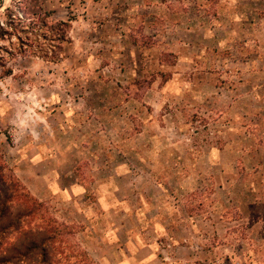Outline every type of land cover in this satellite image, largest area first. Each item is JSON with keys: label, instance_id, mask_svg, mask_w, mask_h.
<instances>
[{"label": "rangeland", "instance_id": "rangeland-1", "mask_svg": "<svg viewBox=\"0 0 264 264\" xmlns=\"http://www.w3.org/2000/svg\"><path fill=\"white\" fill-rule=\"evenodd\" d=\"M0 7L9 33L0 38V159L10 170L0 192L9 194L13 218L43 204L71 228L53 251L61 263L90 264L84 252L94 264H122L132 252L131 208L175 207L148 213L152 226L169 219L152 231L167 253L189 255L188 264H264V0H0ZM40 18L70 20L71 43L58 61L40 57L49 40L21 32L19 19ZM121 142L127 146L118 149ZM108 157L116 162L103 173ZM74 167L80 183L98 173L110 181L102 207L118 208L102 228L82 223L83 190L67 192ZM58 191L57 201L46 200ZM25 214V230L47 227L43 214ZM171 242L194 250L173 251ZM196 248L218 255L201 261Z\"/></svg>", "mask_w": 264, "mask_h": 264}, {"label": "trees", "instance_id": "trees-1", "mask_svg": "<svg viewBox=\"0 0 264 264\" xmlns=\"http://www.w3.org/2000/svg\"><path fill=\"white\" fill-rule=\"evenodd\" d=\"M19 21L22 24V33L33 35L38 32V36L50 41L49 49H45L40 57L48 61H58L63 57L64 45L71 43L69 36L70 20L52 23L48 19L40 18L37 21H30L28 24L20 19ZM0 31V38L4 39L9 35L8 31L2 26H0ZM29 46V44H26L23 47L24 49L21 48L22 53L26 52L25 48ZM1 66L4 67V65ZM11 74L10 70L6 71V75ZM133 98L138 99L137 96H133ZM8 171L10 170L0 159L1 179L6 177ZM4 181L3 185L7 186V190L13 187L10 180L4 179ZM40 205L39 207H23L13 218L14 207H11L10 196L8 193L0 192V264H66L61 263L55 257L53 251L60 237L72 233L71 228L65 225L61 227L57 220L47 216L49 215V207H45L43 204ZM35 213L48 217L47 227L42 231H36L39 233H33L37 235L25 230L23 222L20 220L24 214L31 216ZM83 255L90 264H94L86 253L83 252Z\"/></svg>", "mask_w": 264, "mask_h": 264}, {"label": "crops", "instance_id": "crops-1", "mask_svg": "<svg viewBox=\"0 0 264 264\" xmlns=\"http://www.w3.org/2000/svg\"><path fill=\"white\" fill-rule=\"evenodd\" d=\"M129 103V102H128ZM130 114V113H129ZM127 145L124 142L118 143L117 144V148L118 149H123L125 148ZM121 152L124 153V151L121 150ZM113 157V156H111ZM111 157H108V163L105 164L103 169H99V171H102L103 173L107 172L108 170H111L110 168H112V164L115 162H112L113 160H111ZM115 160V159H114ZM122 166H117L116 169L114 167V173L117 174L119 172V169ZM112 172V171H111ZM79 172L76 171L75 167L70 171V175L72 178H75L76 182L73 183V186L71 188V192L67 191L69 193H75L76 190L80 189L83 190V193L85 194V197L82 201V205L83 207L81 208L82 210V216H83V220L82 223L85 224V227L88 228V224L91 223V225H93L94 227H99L102 228L103 223L108 221V218L112 219V214H115L116 212V208L118 207H111L113 205V202L108 205L110 207H102L103 204H105L106 202H108V200L104 197H107V195H103V191L102 189L105 188V186L110 183V181H108V179H102L101 175L102 173H98L96 177H91L94 178L95 181H91L88 185H87V180L84 178L82 180L81 178V183H80V179H79ZM60 176V175H57ZM81 177V176H80ZM83 177V176H82ZM90 178V177H89ZM121 178V176H120ZM85 186H88L87 188ZM57 187H60V184H57ZM86 189V190H85ZM74 190V191H72ZM60 192H63L62 190H60ZM86 195L92 196L93 200L91 202V204L87 203V199H86ZM39 199L44 200L45 201V197H40L38 195H36ZM61 194L58 192H51L48 196H46V200L48 202H52L53 200H58V197H60ZM110 200V199H109ZM111 201V200H110ZM50 202V203H51ZM150 204L152 205V201L150 202ZM172 210H175V207H133V209L131 208L132 214V220H133V225L132 227L135 229V232H133L130 237H128V243L127 245H130V254L127 255L124 260H121L122 264H188V262L192 261V257H190L189 255H187L186 257L184 256V254H180L179 256L173 255L174 252L171 253H167L168 250L165 248V246H161L159 244V237H157V231H155L156 235L154 236V231L156 227H161L164 228L167 226L168 224V218L162 222H160L159 224L153 225V220L150 219L148 213H153V212H157V211H164L166 214V212H171ZM145 217L143 215L142 219L143 221H139V214L140 212H145ZM121 213V212H119ZM147 218V219H146ZM192 219V218H191ZM261 219H257L255 220V222H259ZM179 221V220H178ZM86 222V223H85ZM180 223V222H179ZM196 223V222H195ZM78 224H80L78 222ZM198 226V223H196ZM145 227L148 230L145 231H140V227ZM131 227V228H132ZM155 227V228H154ZM154 228V230H153ZM150 229V230H149ZM166 240L167 241H175V238H171L170 236L166 235ZM203 235H195L194 237V243L196 244H201L203 241ZM208 238V241H210L211 246H213V241H216L217 238L215 237V235L213 236H206V239ZM177 240V239H176ZM163 239V242H167ZM162 242V243H163ZM168 247L171 245L172 250L174 251V249H178L180 250L181 248L183 250H187L185 252H189L191 253V250H194L193 247H188V246H184V247H179L176 246V244H173L172 242L169 244L167 243ZM192 245V243H191ZM194 245V244H193ZM192 245V246H193ZM90 246V245H89ZM120 246V245H118ZM121 247H118V249ZM198 249H200V247H197ZM196 248V250L198 251V253L200 254V257L202 259H200L201 261L203 260V258L205 260H209L210 257L212 258L213 255L216 256L218 255L217 253V249H211L208 252H204L202 250H198ZM189 253H185L189 254ZM211 260V259H210Z\"/></svg>", "mask_w": 264, "mask_h": 264}, {"label": "built area", "instance_id": "built-area-1", "mask_svg": "<svg viewBox=\"0 0 264 264\" xmlns=\"http://www.w3.org/2000/svg\"><path fill=\"white\" fill-rule=\"evenodd\" d=\"M222 264H225V263H222Z\"/></svg>", "mask_w": 264, "mask_h": 264}, {"label": "water", "instance_id": "water-1", "mask_svg": "<svg viewBox=\"0 0 264 264\" xmlns=\"http://www.w3.org/2000/svg\"><path fill=\"white\" fill-rule=\"evenodd\" d=\"M1 8V7H0Z\"/></svg>", "mask_w": 264, "mask_h": 264}]
</instances>
